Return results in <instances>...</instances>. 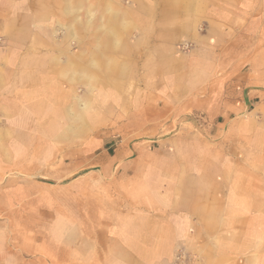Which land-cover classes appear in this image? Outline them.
<instances>
[{
	"label": "rangeland",
	"instance_id": "374dc122",
	"mask_svg": "<svg viewBox=\"0 0 264 264\" xmlns=\"http://www.w3.org/2000/svg\"><path fill=\"white\" fill-rule=\"evenodd\" d=\"M262 76L264 0H0V157L12 179L63 189L73 164L128 147L162 197L190 173L181 165L202 163L204 196L216 179L225 198L241 132L251 154L264 148V105L234 110ZM242 224L203 231L200 245ZM168 257L201 259L179 246Z\"/></svg>",
	"mask_w": 264,
	"mask_h": 264
},
{
	"label": "crops",
	"instance_id": "0c3cea01",
	"mask_svg": "<svg viewBox=\"0 0 264 264\" xmlns=\"http://www.w3.org/2000/svg\"><path fill=\"white\" fill-rule=\"evenodd\" d=\"M236 103L239 114L263 106L264 76ZM240 123L244 130L249 121ZM239 139L245 142L228 169L225 198L216 179L211 196H204L202 163L181 165L180 172L190 173L162 197L148 180L152 170L141 162L143 150L128 147L112 154L103 148L80 161L86 166L73 164L65 189L12 179L11 165L0 157V264H169L177 246L197 253L196 264H264V148L251 154L247 129ZM157 210L163 223L156 221ZM237 220L244 231L225 232L218 245H200L203 231L230 229ZM253 220L261 222L260 231H251Z\"/></svg>",
	"mask_w": 264,
	"mask_h": 264
}]
</instances>
